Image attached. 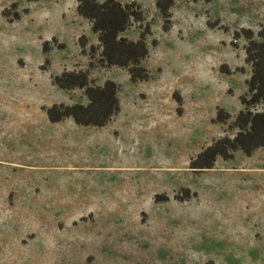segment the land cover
<instances>
[{
	"label": "rangeland",
	"instance_id": "obj_1",
	"mask_svg": "<svg viewBox=\"0 0 264 264\" xmlns=\"http://www.w3.org/2000/svg\"><path fill=\"white\" fill-rule=\"evenodd\" d=\"M17 1L21 19L9 23L3 11ZM121 1L140 4L151 26L149 82L90 67L78 39L98 38L77 0H0V264H264V148L191 169L207 146L236 133L252 66L234 32L258 34L264 0H175L168 33L155 0ZM80 70L94 85L119 86L122 111L105 128L52 124L43 110L88 103L83 90L53 84ZM219 108L227 124L215 123Z\"/></svg>",
	"mask_w": 264,
	"mask_h": 264
},
{
	"label": "trees",
	"instance_id": "obj_2",
	"mask_svg": "<svg viewBox=\"0 0 264 264\" xmlns=\"http://www.w3.org/2000/svg\"><path fill=\"white\" fill-rule=\"evenodd\" d=\"M27 2H40L47 0H26ZM156 8L162 17V30L168 33L172 29V8L175 0H155ZM210 2L212 0H203ZM18 1L11 8L3 11V17L9 23L21 19L18 10ZM27 13L28 10H25ZM77 13L87 20L91 31L97 35L98 45H89L85 35L79 37V46L82 53L90 57V67L98 63L104 68L117 67L127 71L133 84L149 82L152 79L151 71L145 65L149 58L147 38L152 35L151 26L146 23L144 10L136 1L123 3L121 0H77ZM212 29H218L217 22H209ZM138 25L141 29L137 40L129 39L124 35L131 27ZM223 30V29H222ZM245 39L244 47L247 64L252 66V74L247 82L248 90L240 97L244 107L230 124V128L236 133L233 137L225 136L215 140L207 146L196 159L191 162V169L195 172L211 170L215 167L219 158L232 160L237 151H242L246 157H251L257 150L264 148V27L257 35L251 30L242 28L234 32V43ZM54 42V44H53ZM57 39L45 41L43 52L49 54ZM154 40V45H157ZM59 49H65V44H57ZM96 57H98L96 59ZM50 59L46 58V65H50ZM45 66H43L44 69ZM226 66L220 68L225 72ZM53 84L61 90L73 91L81 89L88 100L87 104H54L43 107L48 121L52 124L61 123L72 119L79 127L105 128L122 111L119 98V86L112 80H107L103 85H94L90 79L89 71H64L53 77ZM181 114V97L176 99ZM262 110H258V107ZM231 119L230 113L219 108L215 117V123L227 124ZM191 198V190H187ZM160 197H156L160 201ZM186 200L182 196L176 199Z\"/></svg>",
	"mask_w": 264,
	"mask_h": 264
}]
</instances>
